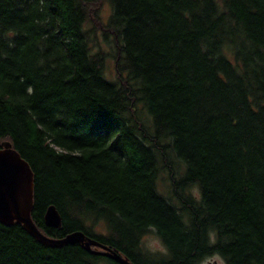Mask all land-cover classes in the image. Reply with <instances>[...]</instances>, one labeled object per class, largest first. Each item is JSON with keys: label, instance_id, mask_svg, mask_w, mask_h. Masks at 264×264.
<instances>
[{"label": "trees", "instance_id": "16d2710c", "mask_svg": "<svg viewBox=\"0 0 264 264\" xmlns=\"http://www.w3.org/2000/svg\"><path fill=\"white\" fill-rule=\"evenodd\" d=\"M4 142L50 238L81 231L131 264H264V0H0ZM0 264L117 263L0 224Z\"/></svg>", "mask_w": 264, "mask_h": 264}, {"label": "water", "instance_id": "95a60500", "mask_svg": "<svg viewBox=\"0 0 264 264\" xmlns=\"http://www.w3.org/2000/svg\"><path fill=\"white\" fill-rule=\"evenodd\" d=\"M34 175L29 164L23 160L9 142L0 148V224L10 227L19 224L40 244L50 248L79 245L91 255L107 258L117 264H131L130 261L75 231L61 239L50 238L38 230L31 218L33 209ZM44 222L48 228H60L61 217L53 205L45 212Z\"/></svg>", "mask_w": 264, "mask_h": 264}, {"label": "clouds", "instance_id": "9594fccd", "mask_svg": "<svg viewBox=\"0 0 264 264\" xmlns=\"http://www.w3.org/2000/svg\"><path fill=\"white\" fill-rule=\"evenodd\" d=\"M188 194L191 195L197 202H199L201 199L199 187L196 185H194L192 189L189 190ZM148 228L151 230V232L158 234V229L155 225L149 224ZM207 237L209 247H214L218 242L217 230L214 227L209 228ZM148 252L151 255L167 256L168 248L162 239H159L157 235L156 246H149ZM199 264H227V261L219 251H214L202 257Z\"/></svg>", "mask_w": 264, "mask_h": 264}, {"label": "rangeland", "instance_id": "374dc122", "mask_svg": "<svg viewBox=\"0 0 264 264\" xmlns=\"http://www.w3.org/2000/svg\"><path fill=\"white\" fill-rule=\"evenodd\" d=\"M108 15H109V8H108L107 5H105L103 7V12H102V18H103V20H105ZM105 73H106V75L109 78L114 75L113 63H112L111 60H107L106 61ZM161 181L166 182L164 175L161 176ZM160 185L164 186V184H161V183H160ZM156 242H157V237L153 233H147L144 236V238H143V246L146 249V251H148V247L149 246H152V247L156 246Z\"/></svg>", "mask_w": 264, "mask_h": 264}, {"label": "bare ground", "instance_id": "6f19581e", "mask_svg": "<svg viewBox=\"0 0 264 264\" xmlns=\"http://www.w3.org/2000/svg\"><path fill=\"white\" fill-rule=\"evenodd\" d=\"M108 247V246H107ZM114 251V250H113ZM117 253V252H116Z\"/></svg>", "mask_w": 264, "mask_h": 264}, {"label": "flooded vegetation", "instance_id": "af4514ba", "mask_svg": "<svg viewBox=\"0 0 264 264\" xmlns=\"http://www.w3.org/2000/svg\"><path fill=\"white\" fill-rule=\"evenodd\" d=\"M200 262V261H199ZM199 264V263H198Z\"/></svg>", "mask_w": 264, "mask_h": 264}]
</instances>
